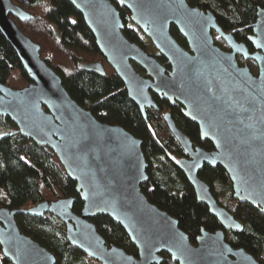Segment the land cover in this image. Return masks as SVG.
Instances as JSON below:
<instances>
[{
	"label": "water",
	"instance_id": "95a60500",
	"mask_svg": "<svg viewBox=\"0 0 264 264\" xmlns=\"http://www.w3.org/2000/svg\"><path fill=\"white\" fill-rule=\"evenodd\" d=\"M82 16L97 49L122 81L128 99L146 120L157 109L153 95L181 106L185 119L196 124L205 151L193 144L166 112L162 119L188 159L176 165L220 230H200L195 243L176 219L151 204L141 192L148 182L142 142L123 128L97 121L79 106L60 77L41 59L40 48L15 24L33 18L10 0H0V33L15 52L31 83L12 89L0 83V117L38 147L50 149L75 183L82 209L72 212L73 199L41 202L26 209L0 207V248L11 264H55L54 256L25 235L15 217H56L69 245L99 264H161L162 253L177 264H260L243 249L232 248L223 230L241 225L221 207L198 173L204 165L219 166L228 176L232 196L264 215V9L257 8L252 34L237 42L224 32L210 11L186 0H112L126 9L129 21L150 40L169 69L123 35V21L111 0H67ZM173 26L185 40L181 47ZM213 33L227 51L215 45ZM252 61L257 72L247 64ZM143 71L139 73L135 67ZM81 71L104 77L101 63L79 65ZM106 216L118 224L137 256L107 245L91 221Z\"/></svg>",
	"mask_w": 264,
	"mask_h": 264
},
{
	"label": "trees",
	"instance_id": "16d2710c",
	"mask_svg": "<svg viewBox=\"0 0 264 264\" xmlns=\"http://www.w3.org/2000/svg\"><path fill=\"white\" fill-rule=\"evenodd\" d=\"M10 1L33 18L24 23L12 19L39 46L41 59L60 77L71 99L89 110L97 121L119 126L142 142L141 150L148 164V182L140 188L147 200L176 219L179 228L193 244L201 229L208 232L222 229L206 206L196 201L192 188L177 168L176 159L183 156V151L163 122L162 116L166 111L191 143L203 149L212 147L209 142L200 140L197 125L183 117L181 106H170L153 95L157 109H147L144 120L139 109L128 99L122 81L97 49L82 16L67 0ZM186 1L189 6L210 11L224 32L232 34L237 42H244L249 51L253 50L247 37L251 35L257 8L264 9V0ZM112 3L123 21V35L144 49L138 31L128 26L126 9ZM170 33L181 47L187 49L185 40L173 26ZM216 43L226 49L220 38L216 37ZM157 59L169 69L163 57ZM96 62L102 64L104 77L79 69L81 64ZM237 62L239 65L245 63L239 56ZM250 62L253 63H246ZM0 83L12 89H22L31 83L1 33ZM0 128L10 132L0 136V207L26 209L41 202L73 199L72 212L80 214L82 202L75 191L76 185L68 178L53 152L22 137L8 118L0 117ZM198 177L208 185L217 203L241 225L237 232L223 230L226 243L232 248L243 249L264 264V215L233 198L229 178L219 166L211 168L204 165ZM15 220L22 233L54 256L55 264H96L69 245L64 225L56 217L45 214L38 219L17 215ZM91 221L107 245L137 256L135 247L118 224L106 216H97ZM161 256V264H177L167 254L162 253ZM0 264H11L2 255L1 248Z\"/></svg>",
	"mask_w": 264,
	"mask_h": 264
},
{
	"label": "rangeland",
	"instance_id": "374dc122",
	"mask_svg": "<svg viewBox=\"0 0 264 264\" xmlns=\"http://www.w3.org/2000/svg\"><path fill=\"white\" fill-rule=\"evenodd\" d=\"M128 26L130 27V28H133V29H135V30H137L138 31V34H139V36H140V38H141V41H142V44H143V46H144V50H145V52L146 53H148L149 55H151V56H154V57H156V58H158L159 57V53H158V51L155 49V47L152 45V43L150 42V40L149 39H147L140 31H139V29H137L130 21L128 22ZM253 26V25H252ZM214 34V33H213ZM216 35H213V40H214V43H215V45H217L220 49H222V50H226L222 45H220V44H218V43H216ZM252 52V51H251ZM241 65H243V63H240ZM245 64H247L248 65V67H249V69L251 70V72L253 73V74H256V72H257V69H256V65H255V63L253 62V63H246L245 62ZM141 74H143V73H141ZM166 112H168V111H166ZM165 112V113H166ZM169 113V112H168ZM170 114V113H169ZM8 133H10L9 132V130H7V129H5V128H0V136L1 135H3V134H8ZM88 264H91V263H88ZM96 264H99V263H97L96 262Z\"/></svg>",
	"mask_w": 264,
	"mask_h": 264
},
{
	"label": "flooded vegetation",
	"instance_id": "af4514ba",
	"mask_svg": "<svg viewBox=\"0 0 264 264\" xmlns=\"http://www.w3.org/2000/svg\"><path fill=\"white\" fill-rule=\"evenodd\" d=\"M251 34H252V32H251ZM253 49V48H252ZM228 50V48L226 47V50L225 51H227ZM253 51V50H252ZM193 144V143H192ZM193 147H199L198 145H196V144H193ZM201 148V147H200ZM203 149V148H202ZM205 151H211L212 150V147L211 148H209V149H204ZM182 159H188V157L186 156V154L183 152V156H181V157H179V158H177L176 159V163L179 161V160H182ZM208 166V165H207ZM210 167V166H209ZM212 168V167H211ZM202 170V169H201ZM200 170V171H201ZM199 171V172H200Z\"/></svg>",
	"mask_w": 264,
	"mask_h": 264
}]
</instances>
